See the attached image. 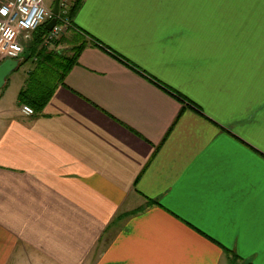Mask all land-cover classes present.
Returning <instances> with one entry per match:
<instances>
[{"label":"crops","instance_id":"obj_1","mask_svg":"<svg viewBox=\"0 0 264 264\" xmlns=\"http://www.w3.org/2000/svg\"><path fill=\"white\" fill-rule=\"evenodd\" d=\"M37 30L0 86V264H264V0H83L27 115Z\"/></svg>","mask_w":264,"mask_h":264},{"label":"built area","instance_id":"obj_2","mask_svg":"<svg viewBox=\"0 0 264 264\" xmlns=\"http://www.w3.org/2000/svg\"><path fill=\"white\" fill-rule=\"evenodd\" d=\"M70 0H59L57 24L50 31L47 42L60 38L70 27L68 12ZM53 12L45 0H2L0 4V58L19 59L24 53L25 42ZM59 20V21H58ZM22 111L34 114V109L23 105Z\"/></svg>","mask_w":264,"mask_h":264},{"label":"trees","instance_id":"obj_3","mask_svg":"<svg viewBox=\"0 0 264 264\" xmlns=\"http://www.w3.org/2000/svg\"><path fill=\"white\" fill-rule=\"evenodd\" d=\"M82 2L83 0H73L71 3L68 12L71 24L69 29L72 27L73 17ZM53 17L54 14L41 24L33 36L29 49L32 50L33 56L37 58V65L30 73L25 86L20 90L18 95L20 104L31 106L34 109V113L42 111L56 85L64 80L71 67L77 62L81 50L85 47V42L81 40L79 44L73 46L71 54L49 50L51 43L57 44L61 39L60 37L52 42L46 41L50 33L47 23ZM53 83H56V85Z\"/></svg>","mask_w":264,"mask_h":264},{"label":"water","instance_id":"obj_4","mask_svg":"<svg viewBox=\"0 0 264 264\" xmlns=\"http://www.w3.org/2000/svg\"><path fill=\"white\" fill-rule=\"evenodd\" d=\"M54 17L47 23V28L52 30L57 24V15L59 13V0H55L52 10ZM21 59H7L2 64H0V86H2L6 80L7 76L15 70L20 65Z\"/></svg>","mask_w":264,"mask_h":264},{"label":"rangeland","instance_id":"obj_5","mask_svg":"<svg viewBox=\"0 0 264 264\" xmlns=\"http://www.w3.org/2000/svg\"><path fill=\"white\" fill-rule=\"evenodd\" d=\"M46 3L49 5V8L50 10L52 11L53 10V3H52V0H45ZM73 0H70V4L72 3ZM65 43V42H63ZM67 54L69 52H66ZM33 62H28L27 64V67L29 66H32ZM22 71H23V68H21L20 70H18L19 73L16 74V78L15 79H12L11 83H10V91L8 93V99H9V102H12V100H14L16 98V95H17V91H18V79L22 78Z\"/></svg>","mask_w":264,"mask_h":264}]
</instances>
